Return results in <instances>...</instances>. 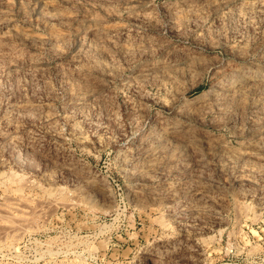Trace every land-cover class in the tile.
I'll return each mask as SVG.
<instances>
[{
  "label": "rangeland",
  "instance_id": "374dc122",
  "mask_svg": "<svg viewBox=\"0 0 264 264\" xmlns=\"http://www.w3.org/2000/svg\"><path fill=\"white\" fill-rule=\"evenodd\" d=\"M58 68L106 95L115 115L95 105L82 120L81 132L100 133L99 142L43 135L40 111L62 114ZM230 76L264 82V0H0V140L16 132L22 157L26 144L36 147L32 167L0 169V210L77 198L80 182L96 184L87 205L28 214V230L0 243V264H264V177L242 196L212 157L250 144L251 129L264 125V98L230 105L227 118L208 112L194 120L180 157L161 156L191 173L195 154L203 157L204 175L219 182L215 214L186 216L179 204L187 197L131 194L116 150L132 139L124 114L139 126L156 115L175 120L173 108H197ZM251 160L264 167V151Z\"/></svg>",
  "mask_w": 264,
  "mask_h": 264
},
{
  "label": "bare ground",
  "instance_id": "6f19581e",
  "mask_svg": "<svg viewBox=\"0 0 264 264\" xmlns=\"http://www.w3.org/2000/svg\"><path fill=\"white\" fill-rule=\"evenodd\" d=\"M71 60L74 61L75 58L73 57ZM31 66L35 69L41 68L37 61H31ZM57 70L59 78L64 81L62 83L63 93L56 98L62 114L54 117L48 110L40 111L43 135L51 137L53 134L68 133L80 143L93 140L99 142L102 136L100 133L89 135L81 132L82 120L89 118V110L95 105H101L108 109L112 116L115 115L105 97L106 95L95 93L88 86L86 80L82 79L81 81L79 78L69 77L61 68ZM251 95L257 96V99L253 101L255 106L259 105L260 99L264 98L262 79L249 78L244 82L236 83L230 76L225 84H220L214 90L210 100L199 101L196 104L197 108H192L193 106H189L187 103H183L179 108H173L172 116L177 117L175 120L156 115L151 116L147 126H139L134 121V113L124 114L122 122L129 127V134L132 139L129 143L119 144L116 150L122 168L132 184L131 194H146L150 193L149 190L151 189L154 193L164 195V197L172 200L187 197L179 204L180 210L186 216L195 218L205 213L215 214L209 202L215 200L213 193L217 191L219 182L204 175L205 160L203 157L200 154H195L196 169L195 172L191 173L185 171L178 162L170 163L172 161L163 160L161 156L171 151L180 157L183 145L192 134L191 126L194 120L200 119L201 116L211 111L227 118L230 113V105H242ZM32 109L28 105H24L20 111L28 116ZM102 127L109 130L105 124ZM20 146L21 140L16 132L1 135L0 169L7 162H11L20 168L32 167L31 155L35 152V145L26 144L23 157L20 155L21 151L18 150ZM263 151L264 125L257 123L251 129V142L245 149L230 150L226 147H220L217 153L212 154V157L216 159L215 165L217 167L232 173L236 189L243 196L248 195L246 193L247 187L254 188L258 184V179L264 177V167L251 160V157L260 155ZM67 169L71 171V168ZM71 172H73V168ZM42 182L45 184L43 190L47 194H52L55 191L51 187L53 184L51 176H45ZM95 188L96 184L93 181H84L73 189L79 194L77 198L68 197L60 202L40 203L35 208L28 203L16 201L2 208L0 210V243L6 238L22 235L28 230L30 225L28 214H42L48 208L59 204L66 206L87 205L94 199ZM59 190L61 189L59 188ZM154 264L158 263L155 262Z\"/></svg>",
  "mask_w": 264,
  "mask_h": 264
}]
</instances>
